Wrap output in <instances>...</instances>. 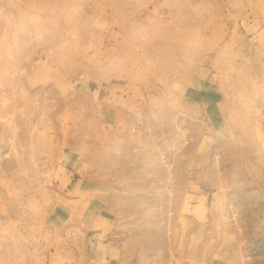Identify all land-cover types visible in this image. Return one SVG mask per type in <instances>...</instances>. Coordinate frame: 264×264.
Listing matches in <instances>:
<instances>
[{"label":"rangeland","instance_id":"374dc122","mask_svg":"<svg viewBox=\"0 0 264 264\" xmlns=\"http://www.w3.org/2000/svg\"><path fill=\"white\" fill-rule=\"evenodd\" d=\"M0 264H264V0H0Z\"/></svg>","mask_w":264,"mask_h":264}]
</instances>
